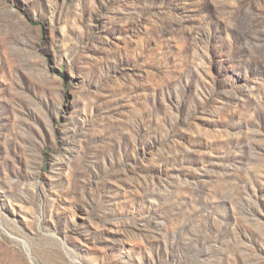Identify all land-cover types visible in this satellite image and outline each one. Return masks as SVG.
<instances>
[{"label": "rangeland", "instance_id": "obj_1", "mask_svg": "<svg viewBox=\"0 0 264 264\" xmlns=\"http://www.w3.org/2000/svg\"><path fill=\"white\" fill-rule=\"evenodd\" d=\"M0 264H264V0H0Z\"/></svg>", "mask_w": 264, "mask_h": 264}]
</instances>
